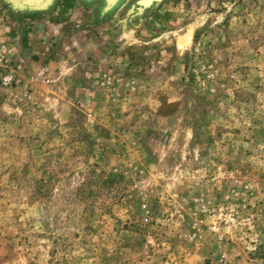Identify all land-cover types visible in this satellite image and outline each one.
I'll use <instances>...</instances> for the list:
<instances>
[{"label": "rangeland", "instance_id": "374dc122", "mask_svg": "<svg viewBox=\"0 0 264 264\" xmlns=\"http://www.w3.org/2000/svg\"><path fill=\"white\" fill-rule=\"evenodd\" d=\"M11 1L0 264H264V0H121L91 59Z\"/></svg>", "mask_w": 264, "mask_h": 264}, {"label": "crops", "instance_id": "0c3cea01", "mask_svg": "<svg viewBox=\"0 0 264 264\" xmlns=\"http://www.w3.org/2000/svg\"><path fill=\"white\" fill-rule=\"evenodd\" d=\"M62 1H67L68 5L62 4ZM104 9V2L102 0H57L53 3L48 9V13L53 12L56 16H64L68 18L71 23L73 22V29L72 32L76 33L75 36L77 38V43L74 44V57H87L91 59L95 56L96 51H99V45L94 42L82 40L84 38L89 39L90 36H93V28L91 24L96 22L97 18H104L105 14L103 13ZM103 13V14H102ZM53 22V21H52ZM64 23V21L62 22ZM84 23L86 27L80 25ZM103 26H100L103 30L107 27L105 22H102ZM90 26V27H89ZM99 28V27H97ZM100 34V33H98ZM86 43V45H84ZM86 46L83 48V46ZM81 46V47H80ZM80 48V49H79Z\"/></svg>", "mask_w": 264, "mask_h": 264}, {"label": "water", "instance_id": "95a60500", "mask_svg": "<svg viewBox=\"0 0 264 264\" xmlns=\"http://www.w3.org/2000/svg\"><path fill=\"white\" fill-rule=\"evenodd\" d=\"M52 0H12L11 4L12 6L16 7H22V8H28V9H42L45 8ZM104 2V9L103 11H108L112 7L118 4L121 0H102ZM152 1L157 0H141L139 1V4L141 5H149L152 3Z\"/></svg>", "mask_w": 264, "mask_h": 264}, {"label": "bare ground", "instance_id": "6f19581e", "mask_svg": "<svg viewBox=\"0 0 264 264\" xmlns=\"http://www.w3.org/2000/svg\"><path fill=\"white\" fill-rule=\"evenodd\" d=\"M188 39H189L188 36L180 38L177 43L178 47L181 48L182 46H184L188 42Z\"/></svg>", "mask_w": 264, "mask_h": 264}, {"label": "trees", "instance_id": "16d2710c", "mask_svg": "<svg viewBox=\"0 0 264 264\" xmlns=\"http://www.w3.org/2000/svg\"><path fill=\"white\" fill-rule=\"evenodd\" d=\"M62 4H64L65 6L68 5L67 1H62Z\"/></svg>", "mask_w": 264, "mask_h": 264}, {"label": "built area", "instance_id": "2783aa9c", "mask_svg": "<svg viewBox=\"0 0 264 264\" xmlns=\"http://www.w3.org/2000/svg\"><path fill=\"white\" fill-rule=\"evenodd\" d=\"M7 80H9V79H4V81H7Z\"/></svg>", "mask_w": 264, "mask_h": 264}]
</instances>
